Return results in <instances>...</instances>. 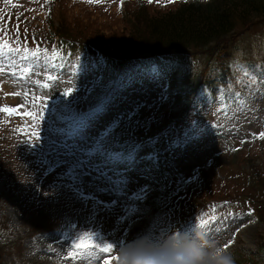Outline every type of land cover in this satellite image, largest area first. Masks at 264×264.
<instances>
[{"label":"rangeland","instance_id":"374dc122","mask_svg":"<svg viewBox=\"0 0 264 264\" xmlns=\"http://www.w3.org/2000/svg\"><path fill=\"white\" fill-rule=\"evenodd\" d=\"M139 1L123 0L121 8V0H103L102 3H88L87 0H15L22 7L13 8L6 5L5 0H0V11L11 13L12 16L23 13V24L31 25L32 29L38 33L43 32V35L47 33L48 19L55 22L52 28L56 30L60 14L62 20L65 18L67 21L70 33L75 34L78 41L75 44V52L73 51L70 58L73 64L94 62L99 57L94 49L95 46L103 48L110 54L125 55L129 59L125 61L126 64L132 60L150 58L142 48L129 44L132 37V25L125 19L124 12L139 5ZM141 1L145 5L140 6L139 9H144L149 16H153L175 9L185 1H201L205 4L213 0H174V2L160 0L159 3L156 0L152 3L148 0ZM4 26L8 27V24L5 22ZM11 27L15 28V25L11 24ZM156 59L171 65H180L181 80L186 86L202 83L209 75L207 82L210 83L211 91L207 90V86L203 88H206L208 95L217 96L215 89L223 84L218 80H210V76L215 75L209 74L213 69H216V72L224 68L230 69L227 65L236 60L251 64H264V20L251 25L250 28H242L235 32L229 49L217 58L190 57L180 53ZM36 71L40 75H34L32 78L45 80L46 70L37 69ZM230 75L231 73L228 74ZM61 79L63 82H53L50 93L43 92V94L53 96L54 91L63 92L65 87L72 85L79 89L82 83L81 76L77 75L73 79L67 69L62 73ZM68 81H71V84ZM171 82L169 77L167 81L169 87ZM148 87L149 91L146 94L143 92L128 93V100L121 103L111 113L109 119L118 112L131 108L134 101H145L146 105L153 104V101L157 100L160 88L156 85ZM259 87L260 91L264 92V84ZM29 89H35V86L17 81L6 70L5 73L0 74V106L18 107L26 104L30 107L29 97L24 95V92ZM16 92L20 95H5V93ZM169 93L168 102L157 103L152 108L145 106L140 110L137 118L142 121H146L155 114V119L150 126L145 128L142 123L138 128L137 134L142 138L152 137L168 128L172 125V113L176 115L184 108L186 99H183L180 93H175L170 89ZM38 94L41 92L38 91ZM68 99L70 97H65V100ZM48 103L51 105V101ZM173 105L177 107L174 108ZM217 107V104L209 100L206 103L204 99H198L197 105L185 114L181 127L190 120H196L207 125L209 132L198 143L185 148H177L165 154L169 166L161 167V171L156 174V180L162 183L158 177V173L161 174L166 187L171 191L166 197L160 214H155L146 207L147 203L140 202L141 213L131 218L133 222L128 230L126 246H130L133 241L141 237L161 242L169 231L175 230L174 228L180 230L175 224L180 212L194 208L193 199H196L205 208L193 218L189 225L198 222V218L215 216L216 220L211 224L212 237L210 238L205 232L194 227H186L174 236L188 234L194 237L197 231L203 232L210 240H218L223 246L228 244V250L234 253L236 259L238 256L240 261L245 263L250 259L251 254L260 255L258 244L264 243V220H260L249 212L251 208L247 207L246 200L259 197V193H264V139L259 136V133L264 132V98L250 101L251 111H242L235 119L217 114ZM26 110V107H19L20 113ZM25 119L22 115L8 116L6 113H0V130L3 133L1 141L11 143V147L9 146V154L12 156L10 161L15 163V166L10 167L3 160L0 161V236L5 239L22 237L13 246L0 248V254L5 255L7 264L19 262L22 264H76L71 259L64 260L58 257L57 253L60 256L65 254V246L58 242L61 238H53L52 234L61 229L65 223V215L75 218L78 214L76 210L82 209L83 205L61 198L57 189L50 187L64 170L63 166L45 175L46 166L38 165L35 163L36 157L23 151L26 147L23 144L26 136L23 133H17L16 128L23 126ZM217 124L223 127H217ZM43 127L42 124V138L44 136ZM253 133L256 135L253 136ZM218 164L220 167L215 169L214 167ZM165 172L169 173L167 178H164ZM193 176H197L198 179L188 183L187 181ZM145 185H151L148 197L158 191L155 182L145 179L139 172H133L128 185V193L131 194ZM215 195L222 198L229 195L234 196L235 199L217 202L213 205L203 204L207 198ZM100 199L111 202L115 197L103 194ZM85 214L79 213V215ZM122 214L121 206H117L112 211H101L99 219L103 222L104 231H115L116 237H120L129 224V221H125L119 228L117 227L118 217ZM157 217L160 218V223L164 227L145 230L152 226ZM169 223L171 225H168ZM8 225L10 229H7ZM216 228L220 229L219 233L215 232ZM30 230L35 233L29 234ZM123 247L122 245L120 248ZM241 248L250 253L241 251ZM109 255H114V253L103 254L102 259Z\"/></svg>","mask_w":264,"mask_h":264},{"label":"snow or ice","instance_id":"6c2138e0","mask_svg":"<svg viewBox=\"0 0 264 264\" xmlns=\"http://www.w3.org/2000/svg\"><path fill=\"white\" fill-rule=\"evenodd\" d=\"M87 2L102 3L103 0ZM148 2L152 3L153 0ZM156 2L159 3L160 0ZM5 4L13 8L22 7L15 0H5ZM120 6L123 7V0ZM11 21V13L0 11V74L8 70L17 81L34 85L35 89L24 92V95L29 97L30 107L3 105L0 106V113H6L8 116L22 115L26 118L23 126L16 128L17 133L26 136L23 141L26 147L23 151L36 157L35 163L38 165L46 166L45 175L63 166L64 170L50 187L57 189L61 198L83 205L82 209L76 210L78 214L75 218L65 215V223L61 229L52 234L53 238H61L58 242L65 246V254L57 255L64 260L71 259L76 264H101V261L102 264H113V261L117 264L120 259L118 250L128 238V230L133 222L131 218L141 213L140 202L145 201L151 191V185H145L129 194L131 173L139 172L145 179L158 183L155 173L159 172L162 166H169L165 154L198 143L205 138L209 129L203 122L190 120L179 129L170 125L152 137L142 138L137 134L138 128L142 123L145 128L150 126L155 114L143 122L137 117L145 106L152 108L157 103L169 101L167 81L170 75L177 71L173 65L148 58L132 60L118 66L104 57H98L94 62L73 64L70 61L71 53H65L55 45L50 50L37 42L33 48L27 44L26 36L21 39L19 16L16 17V34L12 37ZM5 22L8 27L4 26ZM227 67L231 71L229 77L225 78L222 71L210 76V79L224 81V85L216 87L218 95L212 97V102L218 105L217 114L235 119L242 111H251L250 101L264 98V92H261L259 87L264 84V64L236 60ZM37 69L46 70L45 80L32 78L34 75H40ZM65 69L73 79L77 75L82 77L80 88L77 89L75 85L65 87L57 98L43 94L51 92L53 82H63L61 75ZM213 72L215 73L216 69H213ZM68 83L71 84V81ZM149 85L160 88L153 104L146 105L145 101H134L131 108L118 112L109 119L111 113L128 100V93L146 94ZM38 91L41 94H38ZM200 93L207 103L206 88H201ZM5 95L18 96L20 93ZM65 97L70 99L65 100ZM48 101H51V105ZM19 107H26L27 110L20 113ZM217 127L223 126L217 124ZM255 135L253 133V136ZM259 136L264 139V132L259 133ZM168 175L169 173L165 172L164 178ZM196 179L198 177L193 176L187 182L191 183ZM160 190L164 191V188L161 187ZM103 194H110L115 199L105 202L100 199ZM117 206H121L123 213L118 217L117 227L129 221L127 229L120 237H116L115 231L105 232L103 222L99 219L101 211H112ZM81 212L86 214L79 215ZM215 220V216L198 218L195 224L181 227L198 228L211 238V224ZM177 223L183 225V222ZM161 227L164 226L157 217L152 226L145 230ZM219 231V228L215 229L216 233ZM228 247V244L224 245L225 249ZM112 253L114 255L102 259L103 254Z\"/></svg>","mask_w":264,"mask_h":264},{"label":"trees","instance_id":"16d2710c","mask_svg":"<svg viewBox=\"0 0 264 264\" xmlns=\"http://www.w3.org/2000/svg\"><path fill=\"white\" fill-rule=\"evenodd\" d=\"M125 13L132 25L129 44L142 48L143 52L155 55L184 53L189 56L217 58L229 49L235 32L264 20V0H213L207 3L189 2L179 7L149 16L144 9ZM65 41L73 45L75 34L70 33L67 24L58 28ZM66 46L65 43H61ZM118 53L115 59H123ZM223 75L227 69H221ZM155 196L152 206L161 202ZM255 207L264 220V201H257ZM263 258L254 257L245 262L237 259L236 264H264V243H259Z\"/></svg>","mask_w":264,"mask_h":264},{"label":"clouds","instance_id":"9594fccd","mask_svg":"<svg viewBox=\"0 0 264 264\" xmlns=\"http://www.w3.org/2000/svg\"><path fill=\"white\" fill-rule=\"evenodd\" d=\"M117 264H236L233 252L203 232L181 234L163 242L145 237L118 250Z\"/></svg>","mask_w":264,"mask_h":264}]
</instances>
